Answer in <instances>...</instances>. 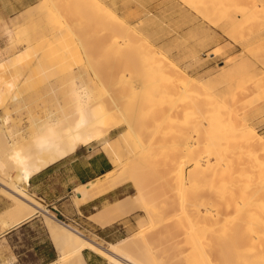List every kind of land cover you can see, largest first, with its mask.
Returning <instances> with one entry per match:
<instances>
[{
  "label": "bare ground",
  "instance_id": "1",
  "mask_svg": "<svg viewBox=\"0 0 264 264\" xmlns=\"http://www.w3.org/2000/svg\"><path fill=\"white\" fill-rule=\"evenodd\" d=\"M85 1L87 0H66V5L68 7L71 4L70 6L75 10H80L81 4ZM180 1L189 6V9L177 7L189 11L193 16L204 17L223 30L226 27L241 30L242 35L243 33L246 35L243 37L246 38L245 42L242 41L244 44L240 41L243 48H249L263 41L261 31L263 29L264 32V0ZM53 2L54 5H58V1ZM103 13L110 14V17H114L117 21L115 25L110 22L114 26L109 24L112 33L108 28L107 34H111V37L108 35L109 37L105 36L106 39H102L103 41L109 39L107 45L113 47L118 58L124 59L121 61L123 67L118 74L111 78L112 74L109 77L106 73V78L94 69L90 79L96 80V86L89 90L85 88L73 90L64 100L46 106L43 117H32L27 129L31 139L24 145L21 144L24 136L20 129L9 126L8 119L0 117V193L12 200L10 204L12 207L5 212L6 219L9 218L10 224L15 225L31 218L38 210L41 211V215L43 213L47 219L59 250V257L51 264H85L82 257L84 248L106 257L112 264H149L126 250L137 242L146 246L147 238L144 234L139 232L137 235L128 236L116 243H110L109 248L104 249L70 224L64 225L56 221L39 201L27 193L26 185L32 174L73 154L79 146L100 142L101 150L114 167L105 175L80 184L74 190L75 207L100 190L101 182L106 180L108 175L119 177L127 175L129 169H132L133 173V169L135 171L138 167L147 168V179L149 180V176L151 178L155 176L157 180L155 182L158 183L157 188L150 184L148 190L153 188L156 191L163 185L164 188L170 189V186L176 184L175 190L179 191L177 203L182 209V215L185 212L183 209L185 195L182 196L181 192L185 184L188 182L191 184L195 200L196 196L198 197L195 194L197 191L202 190L210 196L208 202L210 205L205 211L195 208L194 213H190L191 216L187 215L186 211L185 221L181 220L189 225L191 244L197 247L203 263L214 264L211 263L212 258H210L213 256L221 264H264V136L258 135L256 129L249 127L250 120L247 116L239 119L236 129L237 114H234L236 111L233 109L236 103L237 106L241 103L246 107L253 102L240 100L241 98L236 96L237 93L251 96L255 92L257 98L262 99L264 103V74L260 75L259 69L260 67L264 69V63L260 62L261 60L259 62L257 60L256 63L252 58L245 67L243 58V61L238 60V62L235 59L231 63L236 68V74H230V68L224 67L230 62L221 61L223 64L220 65L219 71H216L217 74L211 75L213 77L210 82L198 81L199 83L196 84L200 75L195 76V71L205 62L202 60V47L197 48L191 41L188 43L189 39L195 37L192 35V30L187 32L189 39L186 40L190 45L187 44L188 47L185 45L188 52L180 59L179 57L169 59L162 43L159 44L161 40L159 37L152 41L145 40L139 31L138 34H128L130 26L123 20L119 21L111 10L99 9L93 18L101 20ZM76 14L79 15L78 12ZM227 33L228 31L226 35ZM230 34L232 35L231 32ZM159 36L163 37V35ZM119 39L123 42L122 45L117 44ZM163 40L165 42V39ZM178 42L174 41L172 44L177 43L179 46ZM127 57H130V60L127 61ZM246 73L247 77L252 78L249 86L239 81ZM225 93L230 95L232 102L226 100L229 96L225 97ZM235 97L239 101L238 99L235 101ZM128 100L132 101V106L128 105ZM115 132L117 134L107 140L108 136ZM254 136L260 138L258 147L252 145ZM124 148L127 150L126 153L130 152V155L122 160L121 150L123 152ZM242 152L245 155V158H242L246 161H238L240 159L236 153L243 155ZM234 155H237L236 161L240 166L232 162ZM161 160L162 164H160ZM125 180L120 179L116 185L124 186ZM152 180L154 181L153 178ZM236 182L240 189H249L251 193L246 203L236 206L234 215L229 213L227 216L222 210L230 209L229 203L224 201L223 209L215 203L223 200L227 195L230 196ZM140 187L139 185L136 187L135 194L122 198L113 205L122 211L127 204H134L137 200L142 201L138 207H142L146 217L151 220L152 214L147 203H144L145 199L142 196L144 194H141ZM180 217L183 218L181 215ZM90 218L103 226L115 221L107 217L102 210L97 211ZM205 219L210 222L205 224L206 227L199 229L200 222ZM7 222L5 223L8 224ZM207 233L212 239L214 238L210 247L213 249L210 250L212 252L206 251L205 247L202 248L200 239H206Z\"/></svg>",
  "mask_w": 264,
  "mask_h": 264
},
{
  "label": "rangeland",
  "instance_id": "2",
  "mask_svg": "<svg viewBox=\"0 0 264 264\" xmlns=\"http://www.w3.org/2000/svg\"><path fill=\"white\" fill-rule=\"evenodd\" d=\"M53 1L52 0H0V7L6 6L8 12L11 9L17 8V10L14 11L13 13L7 14L6 16H3V18L2 17L0 18V83L1 85H4L5 82L10 80L19 81L20 83H22L25 80L30 79L35 83L37 82L40 83L48 82L49 84L53 83V87L55 89L61 90L63 88L68 89L69 87L70 88L73 87L75 80L78 81L77 83H80L82 79V80H86L87 84L83 86H80V84L78 85L80 86V88H85L89 90L90 88L97 85L95 79L93 78L90 79V76L94 69H95L94 71L100 72V74L103 77L107 76L106 73L109 75V77L112 74L111 78L117 75L120 68L123 67L121 65V61L124 59L123 57L122 60L120 59L121 57L118 58L119 56L114 53L113 47L110 48L109 45H107L109 39H107L106 41L104 40L106 43L102 39V38L106 39V37H109L108 35H110L111 37V34H107L109 33L108 30V28L110 27L109 24L114 26L115 24H117V21H115L116 19H114V17L113 18L112 16L110 17V14L108 15V13L106 14L103 13V15L106 16L101 15V20L95 17L93 18L94 14H96L99 9H106L109 11L111 10V13L113 12L112 13L113 15L115 16L117 15L118 17L117 19L119 21L120 20L125 21L130 26L129 31L127 32L130 35L133 33L138 34L140 32L143 38L145 37L144 38L145 40L149 39L152 41H154L157 37H159L161 39L159 41V44L162 43L164 52L169 59H174V57L176 58L179 57L180 59V57H183L184 56L183 54L184 53L186 54L188 52L187 47L188 45H190L188 44L190 41L197 48L199 46H200L199 48L202 47L203 49L202 60L205 62L204 64L205 66L202 65V67L200 66V68L196 69L195 76L200 75V77H198L196 81V84H198L199 82L202 83L210 82V79L213 77L211 75L217 74L216 71L217 70L219 71L220 65L223 64V63L221 64V61L228 60L227 62H230L227 64V66H224L226 67V69L230 68L229 70L230 74L231 73L234 74L236 72V68H234L232 64L234 62L233 60L235 59H237L235 60L236 62H238V60L239 61L244 60V64L246 65V66L244 65L245 67H247L246 63L250 59L252 60V58L256 60V63L257 60L258 62L261 60L260 62L264 63V47H262V45L264 46L263 29L261 31V40L263 41H259V43L261 42L260 44L257 42L256 45L253 44V46L249 45L250 46V47L248 46L249 48H243L242 43L244 44L246 40V38L243 39V37L246 35H244V33L242 35L241 30L240 31H237L239 29L233 30L232 27H228V28L226 27L225 30H223L219 26L214 25L212 22L210 23V21H208L204 17L201 18V16H197V17L193 16V14L192 15L189 14L190 13L189 11H183L180 9V8H184L187 10L189 9V6H186V4L184 5V3L181 2L180 0H96V1L87 0L83 4H81L80 10L76 9L77 11L72 6H70L71 4L68 5L67 7L66 0H63L64 2L62 0H56V2L58 1L57 4L61 1L62 3H64V4L60 3L58 5H54ZM92 2L94 4H92ZM204 4H206V2H204ZM177 6H179L180 8ZM58 10L60 11V13ZM75 11L76 13L78 12L79 15L76 14ZM83 14L85 15V17ZM78 16H80V18ZM83 18L86 19L83 20ZM110 22H113L114 25L113 23ZM109 29H110V33H112V29L111 28ZM188 30H192V35L193 37L195 36L194 39L193 38L191 40L189 39V35L187 34ZM226 31H228L227 35H226ZM230 32L232 33V35L231 34L229 35ZM159 35H163V37H160ZM187 35L188 37H186ZM229 36L233 37L234 39L232 40V38H230ZM163 39H165V42ZM186 39L187 40L189 39L188 43ZM174 41L175 42L179 41L178 42L179 46L177 45V43L172 44V42ZM240 41L241 42L244 41V42L241 43ZM104 44H106L107 46ZM117 44L118 45L123 44L121 39L117 40ZM185 44L186 45L188 44L187 47ZM170 46H172L173 48ZM256 49H258L259 51ZM248 51L249 52L252 51V52L249 53ZM251 54L253 55L251 56ZM232 57L235 58L232 59ZM129 58L127 59V61L130 60ZM244 66L243 68H245ZM109 68L111 69L109 70ZM259 69H260V75L264 74L263 67H260ZM244 76L247 77L248 74L246 73ZM244 76H242L239 81L243 82L242 84H244L245 86H249L252 78L250 77L245 78ZM243 77L244 79L247 80H244ZM106 80L108 81V79ZM109 81L111 82L110 79ZM67 91L68 90H66V92ZM226 95L228 94L225 93L224 96L226 97ZM228 96L229 97L226 100L232 102L233 99L230 97V95ZM236 96L238 98H241L240 100L246 99V100H252L253 102L246 107L245 106L243 107L241 103H240L241 106L239 104L237 106V103L236 105L232 103L234 104L233 107L235 106L233 109L234 111H236L234 112V114L235 113L237 114L235 118L237 119L235 120L237 121L235 122V124L237 125L235 126V128L237 129L239 125L240 122L239 119L242 116L245 117L247 116L249 118L248 120H250L248 121L250 125L249 127L256 129L258 135L264 136V107H263L264 103H262L263 100L262 99H261L262 101L259 100V98H257V96L255 95V92L252 93L251 96L249 95L250 97L248 96V94L243 95L242 93H237ZM246 96L247 98H243ZM237 97H235V101L236 99H238ZM127 103L128 105L132 106L131 100H128ZM16 114L17 113L14 110H11V115L13 117H15ZM12 119L16 120L15 118ZM26 124H27L26 120H23V125ZM116 134L117 132L109 135L107 140L113 138ZM258 139L260 138L254 136L252 140V145L254 146L257 145L256 147H258L260 141V140L258 141ZM88 146L94 147L95 149H100V142H94L87 146H82V149L85 150ZM125 151H127L125 148L123 149L124 153L121 150L123 157L122 160L127 159L130 155V152L126 153ZM236 154L238 155L239 157L238 159L240 160L237 159L236 157L237 155H234V157H232L233 163L236 162L237 164L236 159L238 161L245 160L243 159L245 158L243 152L242 154L244 156L241 155V153H236ZM162 163L163 162L161 160L160 164ZM143 169L146 171H143ZM147 170H148L147 168L138 167L135 171L133 169V173H132V169L127 170L126 172L127 175L124 174V176L114 177L113 174H110L108 175V178L106 180L102 181L104 182L103 184L101 182L100 190L94 192V194L91 195L90 198L80 203L86 202L94 198L95 196H98L110 189L118 187L117 183L122 178L126 179L125 180L126 184L129 183L130 186L129 188L130 195H128V197L135 194L137 189L136 187L139 185V187L141 186L140 188L142 189L141 194H144L142 195L143 198L145 199V200L143 199L144 203L145 202L147 203V207L149 208V211H151L152 214L151 220L146 217L143 208L138 207L139 203L142 202L138 200L135 201L134 204H127L123 209L124 211L123 210L120 211L117 208V206L113 204H110L104 207L103 209H101L102 212H104V214L107 217H111L115 221L119 219V223L117 224V227L121 232L119 234L120 238L121 237L126 238L131 235H137L139 234V232L144 234V236L147 238L146 246H143L140 242H137L127 247L126 248L127 252H130L131 254L138 256L141 260H145L149 264L207 263V262L203 263V260L199 256L197 247L193 246L192 245L193 243L191 244V237L189 233L190 229H188L189 225L187 224V222H184L185 221L184 213L188 212L187 215L191 216L190 213L192 212L193 214L195 208L198 209L199 211L201 210L205 211L206 207L210 205L208 204V202H210V196L208 195V193L203 192L202 190H201L202 192L196 190L197 192L195 191L196 193L195 192L194 193L198 195V197L196 196V200H195L194 199L195 196L192 194L193 188L191 187V184L189 182L188 183L186 182L187 184H185L183 190V192L185 193L181 192L182 196L185 195V197H183L184 198L183 209L185 210V212L182 215V209L180 208V205L177 203V201H179L178 200L179 191L175 190L176 184L174 186V184L172 183L173 185L170 186L171 187L170 189L166 187L164 188L163 185L161 189H156V191L153 188H151V190H148L150 189V184H152L151 185L152 187L156 186L157 188L158 183H156L157 182V180H155L156 177L155 176L152 177L154 179L153 181L151 176H149V173H148L149 180L147 179ZM149 181L154 182L156 184L150 183ZM234 184L235 187L232 189L230 196L227 195L225 196L227 197L226 199L224 197L223 200H219L218 202L215 203V205H217L221 209L224 208V201H227L229 203V206L231 208L226 209L229 210L227 211L228 213L226 212V210H222L224 211L225 214H227V216H229V213L230 215L231 214L234 215L236 206L246 203L251 193L249 189H244V188L240 189L238 182ZM146 185H148L149 188ZM149 191L151 192L149 193ZM236 203L238 204L235 205ZM180 215L183 216V218L180 217ZM182 219L184 221L181 222ZM205 221H201L203 222L202 224L200 222L201 226L198 225L199 229L201 227H204L205 224H208L210 222L207 221L206 219ZM185 223L187 225L183 226ZM73 228L79 230L74 226ZM122 228H124L123 229L124 231H122ZM80 233L83 234L81 231ZM205 238L206 239L204 238L200 239L202 241V248L205 247L204 249H206V251L213 250L210 247L211 244L213 243L212 241L214 238L212 239V237L208 233L205 234ZM97 242H100L104 245H106V243H113V242H103L101 240ZM107 246L109 248V245ZM210 258H212L211 263L221 264L219 263L220 261H218L216 257L213 258V256H210Z\"/></svg>",
  "mask_w": 264,
  "mask_h": 264
},
{
  "label": "crops",
  "instance_id": "3",
  "mask_svg": "<svg viewBox=\"0 0 264 264\" xmlns=\"http://www.w3.org/2000/svg\"><path fill=\"white\" fill-rule=\"evenodd\" d=\"M16 10L17 8L8 12L6 6H2L0 7V18ZM77 82L75 80L73 87L61 90L55 89L53 83H35L30 79L22 83L12 80L5 82L4 85L0 83V117H6L9 126L20 129L24 136L21 144L24 145L31 139L27 129L32 117H43L46 106L49 107L64 100L73 90L87 84L86 80L82 79L80 83ZM11 110L17 113L15 117L11 115ZM23 120H26V125H23ZM100 149L88 146L84 150L82 146H79L73 154L32 174L26 190L32 198L46 208L47 213L56 221L76 227L85 237L102 248L108 249L107 245L110 243L104 245L97 241L116 243L122 239L123 237H119L121 232L117 227L119 219L103 226L94 222L90 217L104 207L130 195L129 183L110 189L76 207L74 199V190L80 184L101 177L114 167L108 156ZM6 196L0 193V264H51L55 262L59 257V250L45 215L43 213L41 215V211L38 210L39 212L37 211L31 218L24 219L15 225L10 224L5 212L12 207L10 205L12 200ZM6 221L8 224L5 223ZM82 257L85 264H112L106 257L88 248L82 250Z\"/></svg>",
  "mask_w": 264,
  "mask_h": 264
},
{
  "label": "built area",
  "instance_id": "4",
  "mask_svg": "<svg viewBox=\"0 0 264 264\" xmlns=\"http://www.w3.org/2000/svg\"><path fill=\"white\" fill-rule=\"evenodd\" d=\"M56 212H57V210H56ZM58 213H59V211H58Z\"/></svg>",
  "mask_w": 264,
  "mask_h": 264
}]
</instances>
